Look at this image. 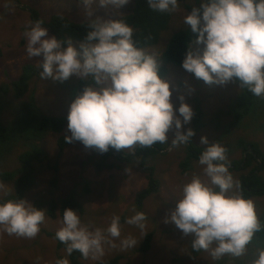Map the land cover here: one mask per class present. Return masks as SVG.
Listing matches in <instances>:
<instances>
[{
  "label": "clouds",
  "instance_id": "obj_1",
  "mask_svg": "<svg viewBox=\"0 0 264 264\" xmlns=\"http://www.w3.org/2000/svg\"><path fill=\"white\" fill-rule=\"evenodd\" d=\"M88 18L84 40L76 47L71 39L49 36L38 20L26 28V52L38 59L40 78L64 82L73 76L88 82L71 102L67 115L66 142L79 141L101 153L110 148L134 150L168 143L175 127L172 146L192 141L190 123L194 110L180 97L177 109L172 102L170 82L159 74L157 57L138 47L135 29L124 19L97 16V0H79ZM100 7L119 10L130 0H98ZM160 13H174L180 0H147ZM198 5V6H196ZM195 38L189 43L182 67L207 84L237 83L264 98V0H196L184 16ZM202 46L203 51L194 50ZM181 117L183 119H181ZM205 149L198 164L207 180L193 175L181 189L179 199L166 223H173L185 237H191L194 251H210L213 259L225 255L241 257L262 225L252 199L240 194V182L227 163V150L219 142L201 137ZM6 190L0 181V192ZM146 215L135 212L126 219L140 232L146 229ZM46 222L45 209L27 199L0 201V230L9 236L35 238ZM56 239L66 245L67 256L78 251L84 259L100 261L106 249L126 251L137 239L122 237L121 218L113 216L107 227L85 223L76 209L66 207ZM118 242V243H117ZM140 243V242H139ZM56 264H69L68 258ZM252 264H264V248L258 249Z\"/></svg>",
  "mask_w": 264,
  "mask_h": 264
},
{
  "label": "rangeland",
  "instance_id": "obj_2",
  "mask_svg": "<svg viewBox=\"0 0 264 264\" xmlns=\"http://www.w3.org/2000/svg\"><path fill=\"white\" fill-rule=\"evenodd\" d=\"M135 1L130 0L129 4L123 6L119 10L120 16L112 6L100 7L98 0L93 7L96 8L97 16L118 19L128 14ZM186 4L193 8L195 2L189 1ZM186 4H180L178 10L172 14L169 27L162 33L158 44L144 48L157 57L159 66L165 64L163 54L170 38L178 31L188 29L183 21L184 16L191 10L185 7ZM32 10L38 11L40 17L46 21L57 15L75 22L88 21L83 5L77 0H0V50L2 52L0 87L9 86L17 80L27 64L39 68L38 59L40 58L27 56V40L24 36L26 28L35 23L32 19ZM48 31L49 36H53L50 29ZM71 42L76 47L80 45V42L73 40ZM196 49L203 51L202 46H194V50ZM166 66L169 72L163 79L170 82L173 92L172 102L177 109V115H179L181 96H184L185 102L192 106L194 113L197 106L204 112L205 127L194 135V141L198 145L206 147L201 144V137L204 136H207L211 143L219 142L227 150V163L242 158L240 140L257 141L264 149V132L251 122L252 118H246L240 127L228 131L229 125L234 120L229 111L232 109L235 98L241 93L237 83L210 85L174 64L167 63ZM81 80L73 76L67 81L60 82L41 79L40 75L34 76L29 91L23 98L18 99L12 89L2 98L0 124L8 126L14 123L21 115L22 106L29 103L31 97L35 98L36 106L45 115L67 120L71 102L82 93L79 90ZM192 121L193 119L190 123L184 124L183 131L186 132L188 128H191ZM258 123L261 125L262 120L260 119ZM67 124L62 133L65 137L70 135ZM60 135L52 132L45 141L38 143L46 152V157L41 163L36 164L37 186L25 197L36 207L45 209L46 222L33 239L9 236L0 230V264H56L57 259L67 256L66 250L58 247L55 237L60 227L61 217H51L48 210L51 200L62 199L72 190L84 206V214H78L85 223L104 228L113 216H119L122 237L132 235L138 241L135 248L126 251L118 248L106 249L100 261L83 258L84 264H98L117 256L122 258L121 264L126 262L130 264H252L257 250L264 248L256 240H252L247 252L241 257L225 255L220 259H213L210 251L201 250L194 253L191 237L183 236L173 223L165 222L166 217L170 216L176 207L182 186L193 175H200L202 179L207 180L198 162L193 164V168L188 173H182L180 165L186 155V146L185 144L172 146L171 140L176 135L175 127L168 133L167 151L149 161V166L155 168V175L161 185L157 193L142 202L141 207L137 203L139 195L148 188L147 173L141 168L140 160L123 162L125 158L135 154L138 145L134 150H116L115 154L106 161L108 165H112V168L100 170L98 164L103 161L101 157L92 148H86L79 141L68 142L65 149L60 151L58 146ZM28 149L25 142H19L13 153L5 159L0 172L19 168L18 156ZM229 169L234 178L239 180L240 174L233 171L230 166ZM3 183L6 190L0 192V201H4L12 191L10 183ZM87 188L90 189L89 192L86 191ZM252 200L261 221L264 215V196L255 197ZM135 212H143L146 215L144 232L125 222ZM149 234L153 235L151 249L140 252Z\"/></svg>",
  "mask_w": 264,
  "mask_h": 264
},
{
  "label": "trees",
  "instance_id": "obj_3",
  "mask_svg": "<svg viewBox=\"0 0 264 264\" xmlns=\"http://www.w3.org/2000/svg\"><path fill=\"white\" fill-rule=\"evenodd\" d=\"M189 1L196 3V0H180V4H186ZM185 7L192 10V7L188 4ZM129 12L120 18L124 19L135 29L137 46L143 49L158 44L162 33L168 29L173 14L151 10L147 5V0H136ZM32 19L35 22L42 20L44 22L43 26L50 29L52 35L64 41V47H66L69 39L82 43L88 30V21L75 22L58 15L52 16L49 21H46L40 17L39 12L36 10H32ZM194 38L195 34L191 33L189 29H182L170 38L163 54L165 64L159 66V74L162 78L166 77L169 72L166 66L167 63L183 68L182 61L189 50V43ZM1 54L0 50V56ZM40 71V68L27 64L17 80L13 81L9 86L0 87V101L9 94L11 89L18 99L23 98L29 91L32 79L34 76L40 75ZM87 84V81L81 80L79 90L83 92ZM231 107L229 114L234 117V120L229 125L228 131L240 127L246 118H252L251 122L264 132V98L255 96L247 88H241V93L235 98ZM204 117L203 110L197 106L191 126L195 134L205 127ZM260 119L262 120L261 125L258 123ZM66 124L67 120L65 118L45 115L36 106L34 97H31V101L22 106L21 115L14 123L8 126L0 124V168L3 166L5 159L13 153L15 146L19 142H25L29 147L28 150L18 156L19 168L13 171L0 172V180L12 185V191L4 201L19 197L25 199L26 194L37 186L35 166L46 157V152L38 143L45 141L50 133H58L61 134L58 146L60 151H63L68 144L66 137L62 135ZM185 146L186 155L180 165L183 174L188 173L193 168V164L198 162L201 152L205 149L204 146H200L194 141V136L192 141H189ZM239 146L243 152L242 158L232 160L228 165L233 171L240 174L238 180L240 182V194L249 199L263 197L264 149L257 141L240 140ZM166 148L167 144L160 143L151 147L138 145L135 154L123 160V162L140 160L141 168L147 173L148 188L139 195L137 203L139 207L142 206L144 200L157 193L160 188V180L155 175V168L149 166V161L163 153ZM92 149L103 160L102 163L98 164L100 170L112 168V165H108L106 161L115 154L116 149L110 148L105 153ZM53 183L55 184L56 182ZM86 191L89 192L90 189L87 188ZM50 203L48 214L53 218H62L63 209L66 207L76 209L80 214L85 212L84 206L73 190L66 197L59 200H51ZM261 223L264 225V215L261 218ZM152 236V234L146 236L144 245L139 250L140 252H147L151 249ZM253 240H256L261 247H264V227L255 233ZM57 243L60 249L66 250V245L58 239ZM194 253L198 252L194 251ZM68 259L70 264H84L83 257L78 251H74L71 256H68ZM121 261L122 258L117 256L98 264H121ZM124 264L130 263L126 262Z\"/></svg>",
  "mask_w": 264,
  "mask_h": 264
}]
</instances>
